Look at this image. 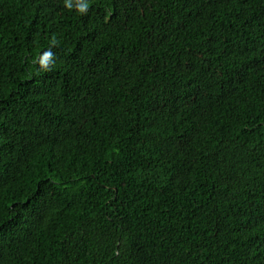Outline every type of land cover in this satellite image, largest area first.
<instances>
[{
  "label": "trees",
  "instance_id": "1",
  "mask_svg": "<svg viewBox=\"0 0 264 264\" xmlns=\"http://www.w3.org/2000/svg\"><path fill=\"white\" fill-rule=\"evenodd\" d=\"M87 2L0 0V264H264V0Z\"/></svg>",
  "mask_w": 264,
  "mask_h": 264
},
{
  "label": "clouds",
  "instance_id": "2",
  "mask_svg": "<svg viewBox=\"0 0 264 264\" xmlns=\"http://www.w3.org/2000/svg\"><path fill=\"white\" fill-rule=\"evenodd\" d=\"M71 5L69 4V0H65V7H70ZM89 8V4L87 0H84L83 3H80V0H77V5H76V11L80 14H86ZM53 45L57 43L55 40V37H53V40L51 42ZM53 57L54 54L52 51L49 49L45 51L39 58H38V65L41 70L43 71H49L51 70V64L53 63Z\"/></svg>",
  "mask_w": 264,
  "mask_h": 264
}]
</instances>
